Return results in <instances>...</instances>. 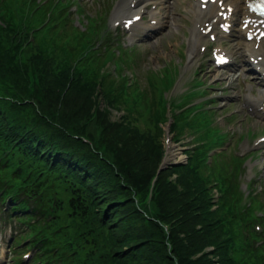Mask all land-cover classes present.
<instances>
[{"label":"trees","instance_id":"obj_1","mask_svg":"<svg viewBox=\"0 0 264 264\" xmlns=\"http://www.w3.org/2000/svg\"><path fill=\"white\" fill-rule=\"evenodd\" d=\"M72 8L0 0V211L16 263L27 246L33 264H264L242 206L244 160L230 150L205 164L230 135L217 133L208 92L170 103V68L128 87L137 53L117 55L85 6L82 31ZM170 119L173 142L191 135L192 147L160 171ZM251 187L264 211V189Z\"/></svg>","mask_w":264,"mask_h":264},{"label":"rangeland","instance_id":"obj_2","mask_svg":"<svg viewBox=\"0 0 264 264\" xmlns=\"http://www.w3.org/2000/svg\"><path fill=\"white\" fill-rule=\"evenodd\" d=\"M122 1L123 0H79V3L85 6V9L89 11L92 16H94V13H97L96 16L100 23L101 19L99 16H102L112 30V22L116 19V17H114V10ZM168 1L174 2V0H160L161 7H159V9L163 15L162 18H159L160 11H151V17L146 19V26L148 24L151 25V20L153 18L152 13H157L159 20L164 18L166 6L171 7V5H167ZM76 2L78 1L74 3ZM242 2L243 0H240L239 4ZM191 3V0H186V2L185 0H176V12L174 15L177 19L172 22L169 30L164 27L152 34L141 28L143 23L138 27L137 34L131 37L125 36L122 33L120 36H117L115 32H109L106 38L107 40L111 38L115 44L118 42L123 43L124 47L132 48L126 49L128 53L131 54V52L136 51L139 55L137 59L135 56L131 58L134 63L133 66L135 67L126 70V76L129 78L128 83H134L138 78L142 86H145L147 75L153 71L159 73L162 69L170 68L173 71L174 82L171 90L166 94L167 98L177 101L181 95H183L181 92L182 89H187V87H190V93L196 92V89L202 92L206 90L208 94L205 99L214 101V104L208 106V108L210 107L215 113V125L229 132L231 136L234 137L232 148L234 147L235 141L237 142V140L243 136L244 139L240 144L241 146L235 148L237 154L253 150V141L264 136V122L251 115L248 109H245L241 116L234 117V115L231 114L233 111H243L244 109L246 94L244 92L245 84L241 77L243 73L239 77V72H228L229 69L222 71L216 70L213 67L210 56H203L199 52L200 49L195 53L196 57L193 63H191V65L189 64V41L191 39L192 26L190 24V19L186 16L185 10L190 8ZM99 8L101 11H99ZM97 9L98 11H96ZM73 19L76 26H80V28L85 27L88 23V19L78 13L73 15ZM131 38H133V40H131ZM203 43L206 45L207 42L204 41ZM225 46L233 55L238 57L237 64L240 65L242 63V58H240L238 52L244 51V41L238 37V35H235ZM117 55H119V52H117ZM111 71H115L114 65H112ZM127 86L130 87V84H127ZM205 99L197 100V104ZM114 115L116 117L120 116L117 113ZM243 116H245L246 119ZM231 118H233L234 121L230 122L233 120ZM166 130L169 131L167 127ZM186 137L187 138L184 139L182 143H174L173 135H168L167 138L171 139L167 154L168 164H175L178 162L187 163L185 151L192 147L191 142L193 138L191 135H187ZM251 153L253 158L246 163L248 172L246 175H243V184L246 185L252 182L257 176H260L263 181H257L256 187H262L264 186V145L256 151L253 150ZM1 234L2 237L0 236V242H3V247L0 246V250L6 251L9 257V247L11 246L9 242L10 232L7 230L6 232H0V235ZM2 257L3 255L0 252V258ZM31 260L29 262H31ZM7 261L9 262L6 264H13L10 259ZM1 264L4 263L2 262Z\"/></svg>","mask_w":264,"mask_h":264},{"label":"bare ground","instance_id":"obj_3","mask_svg":"<svg viewBox=\"0 0 264 264\" xmlns=\"http://www.w3.org/2000/svg\"><path fill=\"white\" fill-rule=\"evenodd\" d=\"M132 1H136V5H140L138 6L136 9L131 8L130 3ZM227 4L232 5L235 8H238V0H226ZM146 3L143 0H123L122 3H120L114 10V17H116L117 19L115 21H119V20H126L129 19V17L133 16V15H137V14H141L139 13V9L145 7ZM202 12H199V16H201ZM166 18H168V21L166 22L167 26L170 27L172 22L176 19V17H174V15L172 14L171 11H169L167 13ZM157 19L156 17L153 18V20ZM140 25V22L136 25V27H138ZM158 28H161V26L159 25L158 27H153V26H148V27H144L143 29L145 31H156L158 30ZM204 41V38L201 37L200 35H198L197 31L194 29L191 30V40H190V46H189V50H190V55H189V64L191 65V63H193L196 55H195V51L197 50V47H201L202 42ZM245 47H247V49L249 50L251 45H249L247 42L245 43ZM247 50V51H248ZM247 65L244 63L242 65V68L246 69ZM258 86H261L263 88V85L261 82L257 83ZM167 162V158L165 160Z\"/></svg>","mask_w":264,"mask_h":264},{"label":"water","instance_id":"obj_4","mask_svg":"<svg viewBox=\"0 0 264 264\" xmlns=\"http://www.w3.org/2000/svg\"><path fill=\"white\" fill-rule=\"evenodd\" d=\"M170 125H171V122H170V124H169V126H168V130H170ZM175 164H180V163L178 162V163H175ZM167 166H168V163H167L166 161H164V164L162 165V168H161L160 171H162V170H164L165 168H167Z\"/></svg>","mask_w":264,"mask_h":264}]
</instances>
